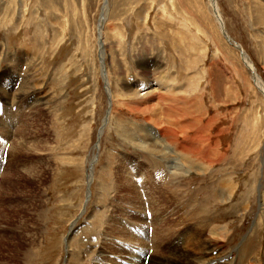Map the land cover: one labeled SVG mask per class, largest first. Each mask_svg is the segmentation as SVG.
<instances>
[{
  "label": "rangeland",
  "instance_id": "rangeland-1",
  "mask_svg": "<svg viewBox=\"0 0 264 264\" xmlns=\"http://www.w3.org/2000/svg\"><path fill=\"white\" fill-rule=\"evenodd\" d=\"M215 1L264 83V0ZM98 26L115 92L109 116ZM26 75L34 81L24 90L33 92L12 105L5 94ZM134 87L138 96L151 90L162 98L139 100L129 95ZM6 120L12 134L26 122L35 143L21 150L0 131L15 150L10 160L0 145V264H20L32 246L30 264H64L60 239L71 225V252L82 255L71 264H92L98 249L111 250L101 234L108 229L117 237L118 229L141 235V227L147 247L157 235L155 261L182 238L207 248L220 240L214 257L264 264V96L209 0H0V125ZM207 219L223 236H207Z\"/></svg>",
  "mask_w": 264,
  "mask_h": 264
},
{
  "label": "bare ground",
  "instance_id": "bare-ground-1",
  "mask_svg": "<svg viewBox=\"0 0 264 264\" xmlns=\"http://www.w3.org/2000/svg\"><path fill=\"white\" fill-rule=\"evenodd\" d=\"M209 4H210L211 10L213 12V15L215 17V20H216V23H217L218 28L220 29V31H221L222 34H223L222 31H224L227 34L224 25L221 26L222 20H221V17H220V12L217 10L216 1L215 0H209ZM104 17L105 16L101 15L100 21L101 20H104ZM98 27H99V30H98L99 31V33H98V35H99V42L98 43H99V46H100L99 58H100V62H101V77H103V80L105 82V91L108 94V109L106 111L107 112L106 114L108 115V114H110L112 112V109H113L112 108V106H113V97H115V92L110 87V80H109V77L107 76V70H105V67H106L105 66V63L103 62V58H104V56H103L104 55V48H103V43H102V40H101V38H102V31L100 30V28L102 26H98ZM222 27H224V28H222ZM246 57L248 58V56L245 54V56L243 55L241 58L243 59L246 68L249 70L250 73H252L253 81H254L256 87L259 88V90L262 92V94L264 96V83L262 82V80L259 77V75L255 72V69H254V66L252 64L251 59H247ZM143 67L146 70V71H143L142 72V74L144 73L143 75H145L146 76V79H147L145 81V83L147 84L146 88H151L152 83H151V81L149 79V76H147V73H148L147 70L148 69H147V67L145 65ZM24 75H22V76H24ZM13 76H12V80L13 79L17 80V82H16V84H17L18 81H20L18 79L19 77H17V76L16 77H13ZM163 78H166V75H164ZM20 79H21V77H20ZM166 79H168V77ZM22 81H23V84H21V87H20L19 90H17L14 93H12L13 92V90H12L11 93L5 94L6 95V98H7V96L10 98V101L9 102L12 105L22 102V100H24L27 97V95L32 94V92H33V90H32L30 93H26V91L24 90L25 87H27V89L28 88H31L30 83H32L31 81H34L32 79V77L29 76V75H26L23 78ZM164 82L166 83V81H164ZM24 84L27 85V86H24ZM136 88H137V86H136ZM136 88L133 89V90L130 89L131 92L130 93L128 92L129 95H131L133 97H136L137 99L139 98V100H140V98L144 100L147 97L148 98H150V97H153L154 98V96L156 97V95H153L154 94V91H151V90H147V92L144 94V96H138L139 95V91ZM157 96H158V94H157ZM158 97H156V98H158ZM159 98H162V97L160 96ZM40 99L41 98H39V96L36 95V96L33 97V99L32 98L30 99L31 100V103L30 104H36V103H38L40 101ZM18 101H20V102H18ZM157 101H158V99H157ZM26 108H27V106L25 107V109ZM21 118H23V116ZM107 120H108V118H107ZM104 122H105V120H104ZM25 123L22 122L18 127H15V133L14 134H12L11 129L8 128V125H12L13 124V121L12 120H6L4 123H1V125H0L1 126L0 127V131L2 133H4V134H7L8 135V136L4 135V137L5 138L8 137V139L9 140H12V141L14 139L13 145L19 147L21 150L22 149L25 150L29 146L30 147H33L34 146V143H35V141H33V139L27 133L28 131L27 132L24 131L25 128H26ZM155 128L156 127H153V126L150 125L149 128H147V130H148L147 131V134L150 136L149 137V139H150V142H149L150 143V145H149L150 146V149H154L155 148V150H156L157 149L156 146L158 144L156 143V140L154 139V138H157L156 137L157 134L154 131ZM101 131L102 130L99 131L98 138H99V136L101 134ZM10 138H12V139H10ZM7 144H9V143H7L6 141L5 142H0L1 147H3V150L1 151V155L3 154V152L5 154V152L7 151V159H10L11 160V155L13 153H15V150H14V146H12L11 143L9 144V146H7ZM159 145H160V143H159ZM145 147L142 146V148H145ZM94 148L95 149H98V143H96V145H95ZM95 162H96V158H95V156H93V158L89 161V164H88V167H87V170L88 171L86 173L87 174L86 175V185H87L86 200H87L88 196H90V183H91V181L93 179V174H92L93 170H92V167H93V164ZM128 169L129 170L126 171L125 176L128 177V179L131 180L133 178V176L135 177V175H134V173L132 174V171H133L132 168H128ZM3 172H5V170H3ZM4 175L5 174H3L2 176H4ZM3 181H4V179H3ZM134 188H136V187H134ZM155 205H156V202H151L148 199V206H149V208H151L152 212H153V209L152 208ZM137 211L141 214V218L144 219V215L145 214L143 212L144 211V204L143 203H141V202L139 203ZM44 214H45V212H44ZM207 220H208V222H206L207 224L205 226L206 233L208 234L207 236H209V235L210 236H223V234H222L224 232L223 229H221L220 227L218 228V227H215V226H210L211 223H209V219H207ZM155 221H156L155 215H153V223H154L153 225L156 226ZM137 223H139V222H137ZM160 223H161V221L159 222V224ZM113 225H114V228H119L118 226H120V223L116 219L115 222H113ZM155 226H153V227L155 228ZM139 229H140V231H143V234H141V235H135L129 229H126V230L122 229L123 230V233H122V230L118 229V231H117V237H116V233H115V230L113 228H111L110 230L108 229V231H110L109 232V235L107 234V232L106 233L105 232L101 233L103 235L102 239L103 240H106L107 245L108 246L109 245H112L111 250H107V249H104V248L102 250L101 249H98V251L92 255L93 257H95V259L94 258H91L90 259V263L93 262L92 264H117L118 262H120L121 264H146V262L147 261L149 262V259H150L155 264H213V263L222 264L221 261H223V260L224 261L226 260L228 262V263H225V264H240V261H239V263L234 261L235 258L233 257V254L232 253L225 254L224 256H221L220 255L221 258L220 257L219 258L214 257V252L213 251L215 250L216 253H217V251L223 247V243H220L221 242L220 240H218L217 246L207 248L206 247V244H208V242H204V243H201L200 242L199 244L191 245V244L188 243V241H183L182 238H180V239L177 240V243L179 245H177V246H173L172 245V246L166 247V250H165V253H164L163 257H162V260L156 259V261H155V260H153V258H154L153 253L156 252L157 249H159V247H157V245L155 243L153 244V242L156 241L157 235L155 234V231H154V233H152L151 240H154V241H150L151 242L150 245H153V247H149V246L147 247V245L141 241L143 239H147V236H148L147 235V230H143V229H146V228H143V227L138 228V230ZM72 230H73V225H71V228L68 230V233L64 234L61 237V239H60L61 245L64 248V255H65V259L63 258L64 264H71L70 263L71 260H76L78 262L81 261V256L82 255L80 253L78 255H76L75 253L71 252V249H72V247H71L72 240L71 239H72V234H73ZM164 238H167V237L164 236ZM162 240L163 239L160 240V243H162ZM31 241H35L33 243L31 242V245H33L34 243H36L37 240H35L33 238ZM91 241H94V244L97 245V241L96 240H91L90 239V241H89L90 246H93L92 243H91ZM114 241H115V244L113 245V242ZM80 245H82V244H80ZM117 245L120 248L119 247L116 248ZM131 245H133L132 248H131ZM120 249H122V251ZM94 250H96V249H94ZM33 251H34L33 246L30 247L29 250H26L25 253L23 254V256L21 258H19L20 259V264H30V263L34 262L35 260L33 259L34 258ZM80 251H82V250H80ZM20 252H21V250H20ZM13 253H15V252H13ZM87 254H90V253H87ZM85 256H87V255H85ZM147 256H148V259L146 258ZM217 259H219V262H216V261H218Z\"/></svg>",
  "mask_w": 264,
  "mask_h": 264
},
{
  "label": "water",
  "instance_id": "water-1",
  "mask_svg": "<svg viewBox=\"0 0 264 264\" xmlns=\"http://www.w3.org/2000/svg\"><path fill=\"white\" fill-rule=\"evenodd\" d=\"M221 26H223V23L221 22ZM222 28H224V27H222ZM223 32V36L225 37V39L229 42V43H231L232 44V46L233 47H235V48H237L238 50H239V53H240V56L242 57L243 55L245 56V52H244V50L242 49V47L237 43V42H235V41H233V40H231L229 37V35H227L224 31H222ZM247 58V57H246ZM247 59H249V58H247Z\"/></svg>",
  "mask_w": 264,
  "mask_h": 264
}]
</instances>
